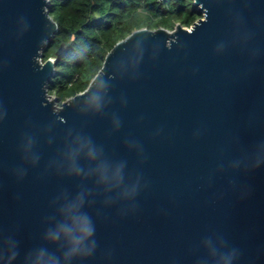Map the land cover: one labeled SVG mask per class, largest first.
<instances>
[{
  "label": "water",
  "instance_id": "95a60500",
  "mask_svg": "<svg viewBox=\"0 0 264 264\" xmlns=\"http://www.w3.org/2000/svg\"><path fill=\"white\" fill-rule=\"evenodd\" d=\"M48 2L0 0V264H264V0L134 30L61 104Z\"/></svg>",
  "mask_w": 264,
  "mask_h": 264
},
{
  "label": "trees",
  "instance_id": "16d2710c",
  "mask_svg": "<svg viewBox=\"0 0 264 264\" xmlns=\"http://www.w3.org/2000/svg\"><path fill=\"white\" fill-rule=\"evenodd\" d=\"M57 24L42 61L55 59L48 93L58 104L84 91L107 53L134 30L191 27L203 17L193 0H49Z\"/></svg>",
  "mask_w": 264,
  "mask_h": 264
},
{
  "label": "rangeland",
  "instance_id": "374dc122",
  "mask_svg": "<svg viewBox=\"0 0 264 264\" xmlns=\"http://www.w3.org/2000/svg\"><path fill=\"white\" fill-rule=\"evenodd\" d=\"M51 98L56 100V97L55 96H51ZM56 103H58V102L56 101Z\"/></svg>",
  "mask_w": 264,
  "mask_h": 264
},
{
  "label": "bare ground",
  "instance_id": "6f19581e",
  "mask_svg": "<svg viewBox=\"0 0 264 264\" xmlns=\"http://www.w3.org/2000/svg\"><path fill=\"white\" fill-rule=\"evenodd\" d=\"M51 99V98H50Z\"/></svg>",
  "mask_w": 264,
  "mask_h": 264
}]
</instances>
